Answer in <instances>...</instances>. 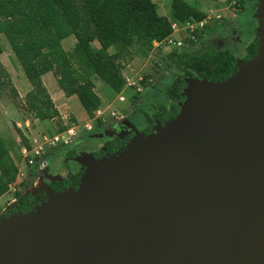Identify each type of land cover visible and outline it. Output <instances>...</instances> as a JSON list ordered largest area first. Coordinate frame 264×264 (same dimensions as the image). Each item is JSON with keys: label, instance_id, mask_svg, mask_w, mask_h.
<instances>
[{"label": "water", "instance_id": "obj_1", "mask_svg": "<svg viewBox=\"0 0 264 264\" xmlns=\"http://www.w3.org/2000/svg\"><path fill=\"white\" fill-rule=\"evenodd\" d=\"M255 17L232 76L184 79L175 117L0 217V264H264V0Z\"/></svg>", "mask_w": 264, "mask_h": 264}, {"label": "trees", "instance_id": "obj_2", "mask_svg": "<svg viewBox=\"0 0 264 264\" xmlns=\"http://www.w3.org/2000/svg\"><path fill=\"white\" fill-rule=\"evenodd\" d=\"M245 4L247 2L239 5L238 12ZM205 17V12L184 0H171L169 19L159 15L151 0H0V36L7 40L32 89L28 97L29 110L42 111L47 118L58 116L42 81V76L50 72L64 96L77 97L89 118L100 107L98 97L91 94L92 75L118 94L124 85L122 64L129 63L133 53L147 56L154 41H162L172 33V22H198ZM70 36L76 39V44L68 52L63 49L62 41ZM203 37L199 35L198 42ZM256 46L257 37L246 46L242 60L252 58ZM161 60L176 72L164 89L168 105L158 104L154 113L146 114L150 125L177 115L178 105L183 102L184 79L197 77L218 82L236 72V57L225 49L200 54L193 50L172 51ZM6 78L7 74L0 68V88L10 85ZM65 128L61 126L55 133ZM18 136L27 146V138L19 130ZM56 153L60 152L54 151L52 155ZM17 174L18 166L0 135V197ZM30 174L36 176L39 172L31 170ZM25 183L22 181L19 186Z\"/></svg>", "mask_w": 264, "mask_h": 264}, {"label": "rangeland", "instance_id": "obj_3", "mask_svg": "<svg viewBox=\"0 0 264 264\" xmlns=\"http://www.w3.org/2000/svg\"><path fill=\"white\" fill-rule=\"evenodd\" d=\"M151 1L157 6L159 15L170 18L171 0ZM184 1L200 11L208 13L210 10L213 11V9L224 7L222 6L223 2L227 0ZM256 3L257 0L247 2L245 8L237 13V17L235 19L229 17L224 25L208 24L203 39L199 42L197 41L193 46V53L200 54L206 50L225 49L230 51L236 59H242L246 52V46L256 37L258 28L255 17ZM224 14L229 16L228 13ZM181 37L185 36L181 35ZM74 40L73 36L64 39L62 47L69 52L73 48ZM0 49V68L7 74L5 81H9L10 84L0 88V135L10 150L11 158L21 170L22 180L29 185L34 179L30 171L34 170L36 172L37 169L28 167L26 164L20 149L22 143L18 136V130L26 138L42 133H55L58 128L64 125H70L71 123L79 126L83 125L87 120V114L77 97L66 98L64 96L57 86L56 79L50 72L42 76V81L52 98L58 116L47 118L45 114L41 113L42 111L29 110L28 97L32 93V89L4 36H0ZM109 52L111 53L112 50ZM170 53V50H164L157 55L149 53L145 57L141 54L133 53L132 60L129 62L131 67L136 72L141 71L151 74L154 81L152 90L144 92L141 96L128 95L126 102H118L117 94L95 75L91 76V80L94 83V89L91 94L98 97L100 106L108 107L119 114H124L128 124L134 127L137 132L145 129L148 125L145 114L151 115L158 104L168 105V98L164 93V89L170 84L176 71L173 67L167 68L161 57ZM122 127L123 125L120 123L108 121L106 124L97 125L90 132L80 129L72 141L73 146L87 150L90 148V144L92 145L90 142L98 143L101 140L100 136L117 132ZM54 151L61 152L62 150L56 149ZM54 151H48L46 155L48 161H52V153ZM55 163L56 160L53 159L52 166L54 164L57 168L58 164ZM58 168L60 169V166ZM44 174H46V171L39 172V176H44ZM8 199L9 196L0 198V208L5 205Z\"/></svg>", "mask_w": 264, "mask_h": 264}, {"label": "built area", "instance_id": "obj_4", "mask_svg": "<svg viewBox=\"0 0 264 264\" xmlns=\"http://www.w3.org/2000/svg\"><path fill=\"white\" fill-rule=\"evenodd\" d=\"M250 0H231L221 9H213L206 13V17L198 22H186L184 24H171L172 33L162 41H154L152 43L151 53L155 55L162 53L164 50L172 51H191L193 46L198 41L199 35H204L208 24L212 23L221 25L225 23L229 17L235 19L237 17L238 8L241 3H246ZM224 13H228L229 16ZM181 35L185 37H181ZM121 75L124 81L122 90L117 94L118 102L124 103L127 101L128 95L141 96L146 92L154 83L152 77H145V74L141 71H135L129 63L122 64ZM108 119L121 121L124 119V114H119L110 108H104L100 106L94 111L93 116L87 118L83 125H64L66 128L55 134L42 133L37 136L27 137V146L22 144L21 153L26 161L28 167H37L42 171L46 167V158L48 151H53L57 148L67 147L72 144L73 139L76 137L80 129L88 132L95 124L105 123ZM21 170L18 168V174L15 181L8 186L7 192L3 196H9L5 205L0 208V217L5 212V206L7 208L14 206L17 202V194L19 193L21 186H19L22 180ZM2 196V197H3ZM0 197V198H2Z\"/></svg>", "mask_w": 264, "mask_h": 264}, {"label": "flooded vegetation", "instance_id": "obj_5", "mask_svg": "<svg viewBox=\"0 0 264 264\" xmlns=\"http://www.w3.org/2000/svg\"><path fill=\"white\" fill-rule=\"evenodd\" d=\"M153 86L154 84L146 92H148L150 89L152 90ZM155 111L156 108L154 112ZM146 119L148 121V125L145 129L138 131V133L140 134L148 135L152 132L156 124L163 125L166 121L169 120L155 121L153 125H150L147 115ZM108 121L115 120L109 119L102 124H106ZM115 122L120 123L121 125H123V127L117 132L110 133L106 136H100L101 140H99L98 143L93 141L90 142L92 143V145L90 144V148L87 150H83L77 146H73V143L70 146L59 148L62 151L60 153L52 155V158L56 160L55 164H58L57 168L54 166V164L52 166L53 159L52 161L50 159V161L46 159V167L42 171H39L35 166L32 167L36 168L37 172L46 171V174H44V176H34V179L29 185L25 183V185L22 186L19 191V196L17 197L16 204L9 208H7L8 206H5L4 209L6 210L1 217L8 216L10 214L26 213L32 211L35 206L45 200L46 191L44 190V187L46 186L56 192L71 188L76 189L83 172L82 166L77 163L80 154L89 153L95 159H100L109 154H113L115 152L123 150L128 142L135 136V129L130 124H128L125 115L124 119ZM96 126L97 125L95 124L90 131H93ZM62 156L64 157L63 159ZM59 166L61 170L58 168Z\"/></svg>", "mask_w": 264, "mask_h": 264}, {"label": "crops", "instance_id": "obj_6", "mask_svg": "<svg viewBox=\"0 0 264 264\" xmlns=\"http://www.w3.org/2000/svg\"><path fill=\"white\" fill-rule=\"evenodd\" d=\"M229 1L227 0L226 2H223V5L222 6H225L227 3H228ZM203 12V11H202ZM64 42V40L62 41V43ZM74 45H73V48H74V46H75V44H76V39L74 40V43H73ZM73 48H72V50H73ZM64 49V48H63ZM65 50V49H64ZM72 50H69V51H72ZM66 51V50H65ZM68 51V50H67ZM49 93V92H48ZM51 97V96H50ZM52 99V98H51Z\"/></svg>", "mask_w": 264, "mask_h": 264}, {"label": "bare ground", "instance_id": "obj_7", "mask_svg": "<svg viewBox=\"0 0 264 264\" xmlns=\"http://www.w3.org/2000/svg\"><path fill=\"white\" fill-rule=\"evenodd\" d=\"M44 190H45V191L47 190L46 187H44Z\"/></svg>", "mask_w": 264, "mask_h": 264}]
</instances>
